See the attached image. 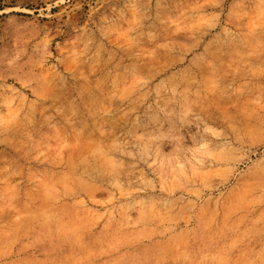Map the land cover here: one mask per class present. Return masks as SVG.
<instances>
[{
  "label": "rangeland",
  "instance_id": "1",
  "mask_svg": "<svg viewBox=\"0 0 264 264\" xmlns=\"http://www.w3.org/2000/svg\"><path fill=\"white\" fill-rule=\"evenodd\" d=\"M0 264H264V0H0Z\"/></svg>",
  "mask_w": 264,
  "mask_h": 264
},
{
  "label": "bare ground",
  "instance_id": "2",
  "mask_svg": "<svg viewBox=\"0 0 264 264\" xmlns=\"http://www.w3.org/2000/svg\"><path fill=\"white\" fill-rule=\"evenodd\" d=\"M212 55V54H211ZM93 150H95V149H93ZM96 150H97V147H96ZM91 153H93V152H91Z\"/></svg>",
  "mask_w": 264,
  "mask_h": 264
}]
</instances>
